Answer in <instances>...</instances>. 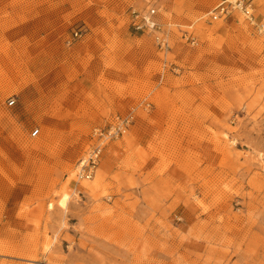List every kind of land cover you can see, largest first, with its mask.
<instances>
[{
  "label": "rangeland",
  "instance_id": "rangeland-1",
  "mask_svg": "<svg viewBox=\"0 0 264 264\" xmlns=\"http://www.w3.org/2000/svg\"><path fill=\"white\" fill-rule=\"evenodd\" d=\"M151 1L0 0V264H264V34L146 65Z\"/></svg>",
  "mask_w": 264,
  "mask_h": 264
},
{
  "label": "crops",
  "instance_id": "crops-1",
  "mask_svg": "<svg viewBox=\"0 0 264 264\" xmlns=\"http://www.w3.org/2000/svg\"><path fill=\"white\" fill-rule=\"evenodd\" d=\"M217 3L218 0H153L149 2L146 6L153 7L157 10L156 20L161 23L171 21L166 24H172V28L174 29L169 34V49L164 52L157 50L151 36L141 34L140 39L148 36L152 41V43L148 41L147 46L139 48L140 50L137 52L142 58H146L144 60V62L146 61L145 64H158L159 55H161L163 63H168L167 55L169 52L172 53V51L180 50L179 53H183L181 50H187L186 46L179 39V31L186 29L188 26H191V31L198 39V45L196 47H191L187 44L188 47H191V50L187 51L188 53L194 50L192 53L208 57L228 47L227 44L234 48V41H236L234 38L244 35V28L239 24L240 19L237 13H233L229 17L220 20H210L208 13ZM140 4L142 5L143 2ZM140 4L137 6L140 7ZM253 4L256 7L255 19L257 21H264V0H253ZM154 79L153 77L152 80L155 81ZM159 80V82L163 80V74ZM72 85H74V81L69 86L72 87ZM81 86L88 87L86 82H82ZM123 102L124 100L120 101L119 98L115 97L113 104L116 106ZM129 110L119 113L117 117L124 119L131 114L132 111L130 112Z\"/></svg>",
  "mask_w": 264,
  "mask_h": 264
},
{
  "label": "built area",
  "instance_id": "built-area-1",
  "mask_svg": "<svg viewBox=\"0 0 264 264\" xmlns=\"http://www.w3.org/2000/svg\"><path fill=\"white\" fill-rule=\"evenodd\" d=\"M233 13H238L248 24L256 26L260 33L264 34V24L256 23L255 8L253 0H218V3L208 13L210 20L216 21L227 18ZM130 27L135 33L145 34L152 37L153 43L158 51H167L169 49V34L172 30V24L161 23L156 20L157 10L153 7L131 8ZM179 37L191 47L198 45V39L191 31V26L179 31ZM74 37H79L78 32H74ZM15 98H8L7 105L13 106ZM132 122V113L124 119H119L109 126L92 132L95 139L94 144L87 153L78 161L75 168V177L78 181H89L93 178L103 151L107 142L122 137ZM39 135V129H34L30 136Z\"/></svg>",
  "mask_w": 264,
  "mask_h": 264
}]
</instances>
